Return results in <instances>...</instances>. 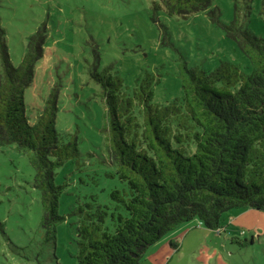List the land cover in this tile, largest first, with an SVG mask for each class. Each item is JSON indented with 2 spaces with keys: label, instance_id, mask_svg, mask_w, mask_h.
I'll return each mask as SVG.
<instances>
[{
  "label": "trees",
  "instance_id": "obj_1",
  "mask_svg": "<svg viewBox=\"0 0 264 264\" xmlns=\"http://www.w3.org/2000/svg\"><path fill=\"white\" fill-rule=\"evenodd\" d=\"M211 5L212 0H154L155 9L169 15L209 10L249 57L250 72L230 59L210 71L185 62L182 95L158 104L153 97L160 78L154 73L146 70L136 87L126 90L109 68L92 71L103 87L111 131V168L104 174L121 183L110 189L108 200L91 191L72 205L78 264H140L149 246L182 223L198 219L220 230L225 212L264 211V36L238 18L223 22L220 9L210 10ZM47 30L43 24L30 35L14 64L0 26V146L15 144L29 152L43 225L55 228L64 220L59 206L70 184L68 176L57 181L58 169L80 150L76 132L57 128L59 84L35 117L28 114L26 91L44 57ZM87 176L98 184L94 174ZM88 182L77 178V185Z\"/></svg>",
  "mask_w": 264,
  "mask_h": 264
},
{
  "label": "rangeland",
  "instance_id": "obj_2",
  "mask_svg": "<svg viewBox=\"0 0 264 264\" xmlns=\"http://www.w3.org/2000/svg\"><path fill=\"white\" fill-rule=\"evenodd\" d=\"M211 8L220 9L223 22L238 18L243 27L264 36L263 0H212ZM215 18L209 10L169 15L156 10L154 0H0V26L14 64L21 61L30 35L46 24L45 54L26 91L28 114L35 117L59 84L57 128L76 132L80 150L58 169V182L66 176L71 180L60 200L64 220L53 228L43 225L29 152L15 144L0 146V264H78L72 205L91 191H101V200H108L110 189L121 183L104 174L111 168V131L103 87L92 71L109 68L122 78L124 89L133 90L148 70L160 78L153 97L158 104L182 95L185 62L210 71L221 59H230L251 71L249 57ZM81 175L90 184L77 185ZM247 211L225 212L220 230L198 219L180 224L149 246L140 264H264V211Z\"/></svg>",
  "mask_w": 264,
  "mask_h": 264
},
{
  "label": "crops",
  "instance_id": "obj_3",
  "mask_svg": "<svg viewBox=\"0 0 264 264\" xmlns=\"http://www.w3.org/2000/svg\"><path fill=\"white\" fill-rule=\"evenodd\" d=\"M247 210H248L247 212H249V213H251V214H254V215H257V214H255V213L252 211L253 209L250 208V209H247ZM254 210H256V209H254ZM239 216H241V214H238V216H236V218L239 217ZM231 217H232V216H231ZM234 217H235V216H233L232 218H234ZM182 224H184V223H182Z\"/></svg>",
  "mask_w": 264,
  "mask_h": 264
}]
</instances>
